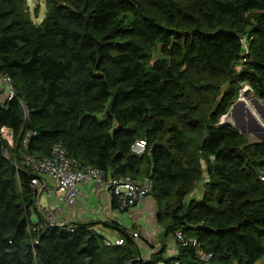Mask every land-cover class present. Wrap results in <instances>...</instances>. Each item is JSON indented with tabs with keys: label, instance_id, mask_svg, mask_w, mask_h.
I'll use <instances>...</instances> for the list:
<instances>
[{
	"label": "trees",
	"instance_id": "16d2710c",
	"mask_svg": "<svg viewBox=\"0 0 264 264\" xmlns=\"http://www.w3.org/2000/svg\"><path fill=\"white\" fill-rule=\"evenodd\" d=\"M0 75L14 90L0 91V264L264 258V140L220 122L245 85L264 102V0H46L38 23L28 0H0ZM57 142L107 176H151L160 237L177 254L163 242L138 261L125 228L106 245L94 222L34 223L38 173L21 156Z\"/></svg>",
	"mask_w": 264,
	"mask_h": 264
},
{
	"label": "crops",
	"instance_id": "0c3cea01",
	"mask_svg": "<svg viewBox=\"0 0 264 264\" xmlns=\"http://www.w3.org/2000/svg\"><path fill=\"white\" fill-rule=\"evenodd\" d=\"M2 97L6 98L3 93ZM258 109L264 113V108L258 107ZM250 110L257 112L256 107L248 102L245 107H240L236 114L239 112L237 116L240 119H245V122H250L253 125L258 124L261 128H264V124L262 125L264 123L263 119L259 118L256 113L255 115L252 114V112L250 116ZM39 176L47 182L46 187L39 192L36 198V207L31 210L30 217L34 223L40 218L38 206H42V200L44 199L45 205L43 206L59 204L55 214L57 222L62 220L67 223L94 222L97 223L95 228L98 232L112 240L121 237L123 228L127 229L130 235L132 232H138L137 237H131L137 244V258L140 257L143 261L151 259L152 254L160 250L163 242L166 243L165 255L167 257L177 254L178 246L174 236H167L165 240L160 237L162 228L156 220L158 207L153 195L146 196L134 207L119 210L117 207H113V197L107 187L96 181L88 180L78 184L79 192L76 201L69 204L55 195L54 189L56 186L52 180L44 174H39Z\"/></svg>",
	"mask_w": 264,
	"mask_h": 264
},
{
	"label": "built area",
	"instance_id": "2783aa9c",
	"mask_svg": "<svg viewBox=\"0 0 264 264\" xmlns=\"http://www.w3.org/2000/svg\"><path fill=\"white\" fill-rule=\"evenodd\" d=\"M249 89L250 87L245 85L241 89L239 97L245 99L246 94L244 93L246 91L248 92ZM0 91L6 98H12L14 96L13 86L8 75H0ZM229 115L230 110L222 115L220 122H226L227 120L224 118ZM30 134L32 132H28V135ZM1 135L10 145H13L14 134L12 130L3 127L1 129ZM24 142L27 144L26 140ZM132 151L139 156L144 155L147 151V141L143 138L137 139L132 145ZM21 161L25 166L38 173V176L32 179V187L35 188L37 196L46 187L47 181L42 180L39 176V174H44L55 183V195L69 204L76 201L79 192L78 184L88 180L96 181L107 187L112 197L116 198L117 208L119 210L134 207L146 196L152 195L153 193V180L151 176H144L139 179H134L131 176H107L103 170L91 165H84L68 156L62 142L55 143L50 152L43 157L25 153L21 156ZM261 177L264 179V175ZM58 208L59 204L53 206H38L40 218L50 225L67 224L63 220L59 222L55 220V214ZM131 235L132 237H137L138 232H132ZM176 236L179 240L184 241V236L180 231L176 232ZM123 242L124 239L122 237L115 240L110 238L105 239L106 245H121ZM193 244H196V240H193ZM153 264H167V262L161 259Z\"/></svg>",
	"mask_w": 264,
	"mask_h": 264
},
{
	"label": "rangeland",
	"instance_id": "374dc122",
	"mask_svg": "<svg viewBox=\"0 0 264 264\" xmlns=\"http://www.w3.org/2000/svg\"><path fill=\"white\" fill-rule=\"evenodd\" d=\"M28 3H29L30 10H31L32 18L34 19L35 22L37 23L40 22L46 13V0H28ZM254 97L255 95L252 93V91H248L245 95V100L251 104V99ZM237 115H239V112L238 114H236V116ZM237 118L240 120L239 116H237ZM224 119H226L227 121H230L232 124L234 122L231 115H229L228 117H225ZM244 124L245 125H243V127L242 126L238 127L239 131L241 132V130H251V132L245 133L247 137L249 138V140L250 141L258 140L257 136L255 135V132L252 131V128H254V125L251 124L250 122H245ZM192 195L194 196L200 195L199 186L193 191ZM44 203H45V200L43 199L42 206L45 205ZM257 264H264V258L260 260Z\"/></svg>",
	"mask_w": 264,
	"mask_h": 264
},
{
	"label": "water",
	"instance_id": "95a60500",
	"mask_svg": "<svg viewBox=\"0 0 264 264\" xmlns=\"http://www.w3.org/2000/svg\"><path fill=\"white\" fill-rule=\"evenodd\" d=\"M247 93V91L244 93V94H246ZM251 103L256 107V109H257V112L259 113H257L256 111H251L250 110V113H249V115L251 116V112H252V114H254L255 115V113L257 114V116L260 118H262L263 119V121H264V113H262V112H260L259 111V109H258V107H262V108H264V103H262L261 101H260V98L259 97H257V96H255L254 97V99L252 100L251 99ZM248 104V102L245 100V99H243V98H240V97H238L234 102H233V104L231 105V107H230V115H231V117L233 118V120H234V122H233V124H234V126L235 127H243V125H245L244 123H245V119L243 120V119H238L237 118V116H236V112L238 111V109L240 108V107H245L246 105ZM257 120V119H256ZM255 124V123H254ZM264 123H262V125H263ZM264 126V125H263ZM252 131H254L255 132V135L257 136V138H258V140H264V128L262 127H260L258 124H255L254 125V128H252ZM241 132L242 133H247V132H251V130H241ZM0 144H1V147H2V149L3 150H6V145H5V142L3 141V140H0ZM135 260H141L140 259V257L139 258H136ZM133 261H130V262H128L127 264H131Z\"/></svg>",
	"mask_w": 264,
	"mask_h": 264
}]
</instances>
